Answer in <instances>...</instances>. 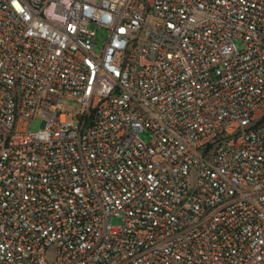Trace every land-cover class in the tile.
I'll return each instance as SVG.
<instances>
[{
    "label": "built area",
    "instance_id": "built-area-1",
    "mask_svg": "<svg viewBox=\"0 0 264 264\" xmlns=\"http://www.w3.org/2000/svg\"><path fill=\"white\" fill-rule=\"evenodd\" d=\"M0 264H264V0H0Z\"/></svg>",
    "mask_w": 264,
    "mask_h": 264
},
{
    "label": "rangeland",
    "instance_id": "rangeland-1",
    "mask_svg": "<svg viewBox=\"0 0 264 264\" xmlns=\"http://www.w3.org/2000/svg\"><path fill=\"white\" fill-rule=\"evenodd\" d=\"M94 28L96 29L97 31V43L99 44V47L98 49L100 50L101 49V44L106 40L107 38V31L104 30L103 28H100V27H95ZM235 44L236 46L238 47V49L242 50L244 49L245 47V44L244 42L241 40V39H236L235 40ZM67 105L71 106V107H77V104L76 103H66ZM40 123L41 121L39 119H36L35 121H33L30 125V130L32 131H37L40 129ZM142 138H145V136L142 134L141 135ZM112 224L113 225H118L120 224V220L118 218H113L112 219Z\"/></svg>",
    "mask_w": 264,
    "mask_h": 264
}]
</instances>
